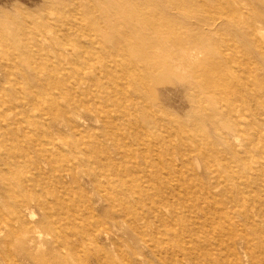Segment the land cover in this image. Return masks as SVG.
<instances>
[{
    "label": "rangeland",
    "instance_id": "1",
    "mask_svg": "<svg viewBox=\"0 0 264 264\" xmlns=\"http://www.w3.org/2000/svg\"><path fill=\"white\" fill-rule=\"evenodd\" d=\"M0 264H264V0H0Z\"/></svg>",
    "mask_w": 264,
    "mask_h": 264
}]
</instances>
